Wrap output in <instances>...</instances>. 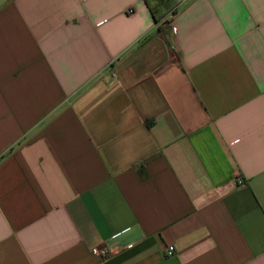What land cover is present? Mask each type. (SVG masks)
<instances>
[{
  "label": "crops",
  "instance_id": "obj_1",
  "mask_svg": "<svg viewBox=\"0 0 264 264\" xmlns=\"http://www.w3.org/2000/svg\"><path fill=\"white\" fill-rule=\"evenodd\" d=\"M0 264H264V0H0Z\"/></svg>",
  "mask_w": 264,
  "mask_h": 264
},
{
  "label": "built area",
  "instance_id": "obj_2",
  "mask_svg": "<svg viewBox=\"0 0 264 264\" xmlns=\"http://www.w3.org/2000/svg\"><path fill=\"white\" fill-rule=\"evenodd\" d=\"M186 0H180V3L185 2ZM176 13V7L173 8L169 14H168V20H166V22H170L171 26H172V30H175V27L173 25V21L171 20V18L174 16V14ZM106 250H102L100 248H95L93 249V254L97 255V256H102V255H106ZM165 254L167 257H173L176 254L175 248L173 246H168L165 249Z\"/></svg>",
  "mask_w": 264,
  "mask_h": 264
}]
</instances>
